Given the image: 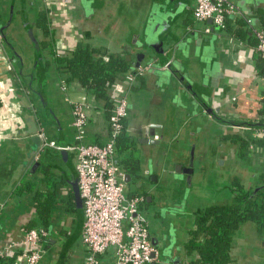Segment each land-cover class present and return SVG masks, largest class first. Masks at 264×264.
<instances>
[{
  "label": "crops",
  "instance_id": "crops-1",
  "mask_svg": "<svg viewBox=\"0 0 264 264\" xmlns=\"http://www.w3.org/2000/svg\"><path fill=\"white\" fill-rule=\"evenodd\" d=\"M229 1L237 7L239 14L229 17L231 20L226 30L211 31L212 27L206 21H196L193 17L196 0H18L21 6L18 11L25 15L24 18L27 15L25 6H29L35 16L47 11L56 24L54 27L61 28V36L56 39L52 33L54 27H49V24L50 34L47 37L42 34L38 39L28 30L40 49L41 63H37L32 42L36 71L34 68V74L32 71L26 80L15 73V64L22 59L13 56L14 50L6 42L3 29L8 2L0 0V255L10 257L16 250L13 245L21 241L24 233L31 227L41 225L33 206L32 193L27 191L23 197L19 194L23 185H36V190L44 193L53 190L55 196L50 207L48 239L38 245L41 258L48 255L51 264H64L66 261L68 264H79L81 262L76 258L78 246L82 264H86V250L81 241L83 208L81 205L82 209H79L81 198L75 153L65 152L62 155L51 146H48L50 151H44V146L31 162L37 161L39 166L34 171H30L31 166H28L18 172L26 160L28 142L18 135L24 128V113L13 82L18 81L25 91L38 121L39 133L46 143L48 136L34 108L33 99L34 96L40 98L48 94L54 123L61 131L56 139L59 144L53 145H71L74 135L72 106L65 101L66 91L71 95V101H77L86 94L79 90L76 81L56 71L52 58L54 53L67 54L78 43L95 48L105 47L109 54L124 59L129 57L133 68L138 59H142L137 68L141 71V81H134L131 89H128L123 80H119L108 90V95L111 98L121 95L127 100L128 116L118 141L119 149L125 144L131 145L129 151L138 158L142 172L146 173L148 166H151L150 175L155 179L152 182L154 186H151L153 189L163 175L159 169V159H151L146 154L173 151L172 143L178 140L180 130L188 129V123L196 115L205 117L214 134L220 137L218 144H222L223 149L212 156V163L221 160V166L231 172V182H236L243 190L254 189L263 183L264 144L258 141H264V128L261 126L264 124V56L257 51L246 20L250 19L254 27L264 28V0ZM13 4L12 1L11 12ZM34 27L38 29L37 23ZM154 46L159 52L151 49ZM42 61L49 65V72L40 68ZM20 81L23 84L26 81L25 87ZM32 83H36L35 90L31 88ZM88 101L92 107L87 114L85 139L88 143L102 145L109 135L107 117L102 102L94 99ZM150 129L159 131L149 138L159 143H139L146 134L149 136ZM191 131L193 135L195 129L192 127ZM241 140L247 144L242 145ZM162 144L167 148L161 149ZM185 150L189 152L193 149ZM42 154H46V161L54 165L56 160L61 161L53 185L45 181L48 174L45 169L49 163L48 167L42 165ZM176 163L183 169L190 168L182 162ZM172 172L176 173L175 170ZM27 175H30L29 179H26ZM153 189L151 194L157 197L158 191ZM125 193L134 195V191L126 186ZM169 227L171 229L172 225ZM152 229L153 233L149 228L151 242L159 248L155 262L189 264L197 257L196 254L187 255L185 251L180 255L172 254L174 232L166 231L165 227L158 230V226H152ZM192 229L194 222L188 232ZM61 236L63 241H60ZM162 236V241L156 244ZM171 240L173 245L167 256L166 249ZM166 245L162 252V247ZM230 256V264H264V229L250 222L241 225L233 234ZM113 263V251L99 260V264Z\"/></svg>",
  "mask_w": 264,
  "mask_h": 264
},
{
  "label": "built area",
  "instance_id": "built-area-1",
  "mask_svg": "<svg viewBox=\"0 0 264 264\" xmlns=\"http://www.w3.org/2000/svg\"><path fill=\"white\" fill-rule=\"evenodd\" d=\"M238 14L239 10L229 0H196L193 10L196 21L210 19L219 29L225 28L228 17ZM246 24L250 26L257 51L264 56V29L254 27L250 19ZM136 70L139 75L140 69ZM134 80L128 73L123 82L131 89ZM23 93L27 96L25 91ZM65 101L72 106L73 143L56 147L46 143L41 133L39 135L41 146L75 153L77 186L83 208L81 241L86 250V264H99L100 258L109 251L114 253L113 264H152L158 258V249L152 244L145 219L138 212V198L125 193L115 161V148L128 116L126 98L121 95L112 98L113 108L107 119L109 135L102 145L88 143L85 139L87 114L92 107L87 96L77 101L65 97ZM47 237L41 225L28 229L21 241L13 245L14 252L19 253L17 264H37L42 254L38 245Z\"/></svg>",
  "mask_w": 264,
  "mask_h": 264
},
{
  "label": "rangeland",
  "instance_id": "rangeland-1",
  "mask_svg": "<svg viewBox=\"0 0 264 264\" xmlns=\"http://www.w3.org/2000/svg\"><path fill=\"white\" fill-rule=\"evenodd\" d=\"M12 1L14 4L11 12L10 6ZM7 2L8 5H6L4 19L5 26L3 32L5 34L6 42L10 44L11 48L14 50L13 56L17 55L22 59V61L19 59L17 60L15 64V73L20 79L26 78L27 80V76L30 75L32 71L34 74V68L36 67L34 49L27 28H29V30L33 32V35L38 39H40L43 33L41 30L34 27L35 24L38 23V20L37 16L33 15L29 6H25L24 10L27 12V15L26 18H24L25 15L22 16L20 13L21 11H18V9L21 10L18 0H7ZM41 12L46 15V18L44 19L46 20V23L48 22L47 24H49V27L56 26L54 20L51 19L50 14H47V11ZM52 33L54 34V39L58 38L61 36V28L58 29L57 27H54ZM60 50L61 49H59V51ZM9 51L11 52V50ZM39 65L40 68L43 67L46 72L50 71L47 62L44 63L42 61V64ZM21 84L25 87L26 81L25 84L22 82ZM31 88L35 90L36 83H32ZM59 91L57 83V93ZM63 93L62 95H64ZM46 95L47 97L43 94L40 98L34 96L33 105L36 111H38L39 119L48 136L47 143L59 144L56 139L57 135L60 136L61 131H59V127L54 123L51 111L52 104L48 99L47 93ZM58 95L59 101L61 102V91ZM66 95L72 100L71 95L68 94L67 91ZM206 122L207 120L205 117L196 115L191 123H188V129L185 127L180 130L178 140L172 143L171 149H173V151H152L151 154H146L148 157L150 156L151 159L157 157L160 162L159 169L161 170L163 177L153 191H158V196L155 199L158 201V206L167 209L165 210L163 222L165 224V229H167L166 231L169 232L172 230V232H174L175 243L172 252L174 255H180L185 251L184 243L189 237L188 230L193 227L195 212L198 209H203L210 205L230 203L232 201V189L238 186L236 182H231V172L225 166H221V160L215 164L212 163V156H216V154L223 148L222 144H220V146L218 144L220 137L218 138V135L214 134L213 129L209 127L210 125ZM59 125H61V123H59ZM192 127L195 129L193 135L191 134L192 131L190 132ZM198 130H200V132ZM236 142L240 143L238 140H236ZM245 143L247 142L245 141ZM46 146L44 151H50L48 148L49 145ZM43 147L44 146L42 145L39 150L35 149V151H42ZM163 148H165L164 144L161 146V149ZM187 148H192L193 150L188 152L185 150ZM29 150L30 144L28 143L27 151ZM41 158L42 165L48 167L47 163H49V167L45 169L46 174L48 173L45 181L47 183L55 182L58 176L57 168L59 164H61V161L56 160V165H54L53 162L46 161V154H42ZM70 160L71 159L68 161ZM176 162H182L189 166L192 170V174L187 176L184 174L178 175L177 173H173L172 170L178 165ZM51 163L54 166H52ZM27 178L29 179L30 175H27L26 179ZM34 186L36 187V185ZM152 186H154V184H152ZM23 196L24 195H22V197ZM171 209H176L177 212H173ZM167 225H172V228L170 229ZM149 228L151 233H153L152 227ZM61 239L62 240L60 241H63L64 238L61 236ZM76 248V258L80 260L81 263L79 264H82V257L80 256L78 246ZM38 264H51L48 255L43 256ZM64 264H68V261L64 262ZM153 264H160V262L158 260Z\"/></svg>",
  "mask_w": 264,
  "mask_h": 264
},
{
  "label": "trees",
  "instance_id": "trees-1",
  "mask_svg": "<svg viewBox=\"0 0 264 264\" xmlns=\"http://www.w3.org/2000/svg\"><path fill=\"white\" fill-rule=\"evenodd\" d=\"M45 16L42 12L37 14V25L43 35L47 37L50 30L44 19ZM230 20L231 18L228 17L225 28ZM54 54L53 63L56 71L68 75L69 80L76 81L79 90L86 94L88 100L94 99L102 102L107 119L113 108L108 90L115 86L119 80H123L128 73L134 76V81H141L138 71L131 67L130 63L121 56L109 54L105 47L95 48L89 44L78 43L65 55ZM36 60L39 63L37 57ZM241 142L242 145L247 144L244 140ZM258 143L264 144V141L261 140ZM118 144L119 142L116 146ZM53 184L54 182H51V185ZM20 189L22 190L19 191L21 195H25L23 193L27 191L29 194L32 193L33 206L41 226L49 236L50 207L55 198L54 191L51 188L49 193H44L36 190L34 185H28V187L23 185V188ZM255 189L258 190L255 191ZM231 193L232 201L230 203L210 205L195 212L194 229L188 232L189 238L184 243L186 254H196L197 256L189 264H230V249L234 232L247 222L255 224L259 229H264V180L260 186L254 189L243 190L237 186L232 189ZM47 239L48 237L45 240ZM18 260V252L13 253L10 257L0 255V264H17Z\"/></svg>",
  "mask_w": 264,
  "mask_h": 264
},
{
  "label": "flooded vegetation",
  "instance_id": "flooded-vegetation-1",
  "mask_svg": "<svg viewBox=\"0 0 264 264\" xmlns=\"http://www.w3.org/2000/svg\"><path fill=\"white\" fill-rule=\"evenodd\" d=\"M130 146L131 145L125 144L123 148L120 147L119 149V145L115 148V154L117 153L116 162L119 169V176L121 177L122 183L127 188L134 191L133 196L138 198L139 201L137 204V209L138 212L144 217L148 229L152 226H158V230H163V227H165L163 217L165 210L167 209L159 207L158 201L155 200L156 196L151 194L153 189V187H151L152 182L155 181L154 177L150 175L151 166H148V171H146V173L142 172V170H140L138 158H136V156H134L132 152L129 151ZM171 210L173 212H177L176 209ZM162 239L163 236L161 239L157 240L156 244H159L160 240L162 241ZM167 246L168 245L162 247V252L167 248Z\"/></svg>",
  "mask_w": 264,
  "mask_h": 264
},
{
  "label": "water",
  "instance_id": "water-1",
  "mask_svg": "<svg viewBox=\"0 0 264 264\" xmlns=\"http://www.w3.org/2000/svg\"><path fill=\"white\" fill-rule=\"evenodd\" d=\"M161 13H163V12H161ZM161 16H162V14H161ZM171 16H172V14H171ZM163 18H164V16H163ZM206 22H207L208 25H210L212 27L211 31H213V30H217L218 31L219 30V27L212 25V21L210 19L207 20ZM29 35H30L31 40L33 42V45H34V48H35V51H36V56L38 58V62L41 63L39 50H38V47H37V45L35 43V39H34L33 35L31 34V32L29 33ZM151 49L152 50L154 49L156 52H159L157 50V47H155V46L151 47ZM125 60L128 63L132 62L129 57H126ZM141 62H142V59L139 58L138 61L136 62V64L134 65V68L135 69L139 68ZM13 82H14V85H15L16 95H17V97L19 99L20 105L22 107V111L24 113V118H23L24 128L21 131H19L18 135H19L20 138L21 137L26 138L27 142L30 144V150L27 151L26 160L23 162L22 165H20V168L18 169V172H21L22 169L24 171L28 166H31L30 167V171H34L39 166L40 163L37 162V161H35L33 163H31V162L33 161V158H35L36 154L38 153V151H35V149L39 150L40 147H41V143H42L40 135H39L38 121H37V119L35 117V113L33 111V108L31 106V104L29 103V101L26 99V96L23 93L20 85L18 84L17 81H13ZM261 126H262V128H264V124H262ZM158 132L159 131L157 129H150L149 136H148V134H146L144 136V139L140 140L139 143L157 145L159 143V141L152 140V139H149V138H153V135L155 133H158ZM60 152H62V155H65L64 151H60ZM174 170H175L176 173H183V174H187V175H191L192 174L191 168H184L183 169L181 165H176ZM256 190H258V189H255V191ZM81 205H82V201L80 203V208H79L80 210L82 209ZM172 241L173 240H171L170 246L166 249V254L165 255H167V256L170 255L168 250L173 245ZM61 259H62V255H61L60 261H61Z\"/></svg>",
  "mask_w": 264,
  "mask_h": 264
}]
</instances>
